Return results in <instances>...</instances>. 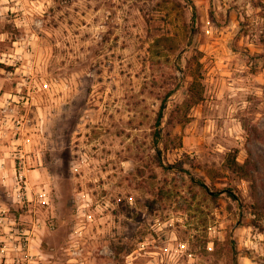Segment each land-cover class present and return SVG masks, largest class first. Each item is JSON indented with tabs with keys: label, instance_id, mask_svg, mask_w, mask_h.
Segmentation results:
<instances>
[{
	"label": "rangeland",
	"instance_id": "rangeland-1",
	"mask_svg": "<svg viewBox=\"0 0 264 264\" xmlns=\"http://www.w3.org/2000/svg\"><path fill=\"white\" fill-rule=\"evenodd\" d=\"M1 155L4 264H264V0H0Z\"/></svg>",
	"mask_w": 264,
	"mask_h": 264
},
{
	"label": "crops",
	"instance_id": "crops-1",
	"mask_svg": "<svg viewBox=\"0 0 264 264\" xmlns=\"http://www.w3.org/2000/svg\"><path fill=\"white\" fill-rule=\"evenodd\" d=\"M5 160H6L5 156L1 155L0 156V177L4 176L5 174V162H6ZM0 182L5 183L6 180H3V177H2L0 178ZM1 219L2 218L0 217V221ZM5 241H6V236L2 235V230L0 227V264H4V262L7 261L6 258H13L17 260L19 259V255L22 254L20 249H22L23 244L19 242L9 243Z\"/></svg>",
	"mask_w": 264,
	"mask_h": 264
},
{
	"label": "built area",
	"instance_id": "built-area-1",
	"mask_svg": "<svg viewBox=\"0 0 264 264\" xmlns=\"http://www.w3.org/2000/svg\"><path fill=\"white\" fill-rule=\"evenodd\" d=\"M20 1L21 0H3V3L7 7H12V9H15V8H18ZM6 241L9 242V243H13L14 241H13L12 235L11 236H7ZM20 250H22V249H20Z\"/></svg>",
	"mask_w": 264,
	"mask_h": 264
},
{
	"label": "trees",
	"instance_id": "trees-1",
	"mask_svg": "<svg viewBox=\"0 0 264 264\" xmlns=\"http://www.w3.org/2000/svg\"><path fill=\"white\" fill-rule=\"evenodd\" d=\"M163 107H164V103L161 104L159 111H158V115H157V119H156V126H160L161 124V118H162V111H163ZM237 166L239 167V165L237 164ZM241 167V166H240Z\"/></svg>",
	"mask_w": 264,
	"mask_h": 264
}]
</instances>
